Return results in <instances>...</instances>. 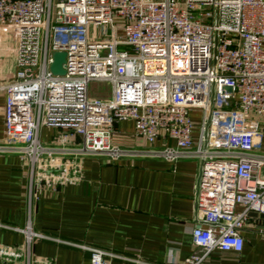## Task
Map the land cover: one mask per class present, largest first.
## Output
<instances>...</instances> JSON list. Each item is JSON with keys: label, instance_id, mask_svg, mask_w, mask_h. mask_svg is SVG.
I'll use <instances>...</instances> for the list:
<instances>
[{"label": "built area", "instance_id": "built-area-1", "mask_svg": "<svg viewBox=\"0 0 264 264\" xmlns=\"http://www.w3.org/2000/svg\"><path fill=\"white\" fill-rule=\"evenodd\" d=\"M3 25L14 31L16 70L0 79V155L27 166L29 201L32 186L75 182L87 157L195 160L199 251L174 264L242 250L248 213L264 214V0H0ZM54 52L65 53L62 75L49 69ZM91 81L109 82L110 97L90 96ZM192 110L201 112L196 134ZM121 121L143 145L111 143ZM10 228L27 249L47 238L88 251L90 264H156Z\"/></svg>", "mask_w": 264, "mask_h": 264}, {"label": "crops", "instance_id": "crops-1", "mask_svg": "<svg viewBox=\"0 0 264 264\" xmlns=\"http://www.w3.org/2000/svg\"><path fill=\"white\" fill-rule=\"evenodd\" d=\"M13 33L10 25L0 28V79L16 70ZM5 103L0 93V139ZM50 133L42 128L41 141L47 142ZM110 140L122 147L144 144L132 121L116 124ZM261 143L264 148V138ZM197 171L198 163L190 159L87 157L75 182L54 189L32 186L29 201L27 166L17 156L0 155V224L6 226L0 227V264H90L88 251L47 238L33 237L27 249L25 235L10 227L145 262H180L199 251L190 236ZM242 236L240 252L214 250L202 264H264V220L250 218ZM109 264L132 263L112 259Z\"/></svg>", "mask_w": 264, "mask_h": 264}, {"label": "rangeland", "instance_id": "rangeland-1", "mask_svg": "<svg viewBox=\"0 0 264 264\" xmlns=\"http://www.w3.org/2000/svg\"><path fill=\"white\" fill-rule=\"evenodd\" d=\"M99 29L101 28L98 26L89 27L90 35L94 34L93 30H96V33H98ZM110 92H111V85L109 82L91 81L88 84V93L92 97H97L99 99L105 100L110 97ZM189 117L191 122L193 123V132L196 134L199 126V122L201 120V112L198 110H192L189 114ZM43 137L45 138V133L42 135V138Z\"/></svg>", "mask_w": 264, "mask_h": 264}, {"label": "water", "instance_id": "water-1", "mask_svg": "<svg viewBox=\"0 0 264 264\" xmlns=\"http://www.w3.org/2000/svg\"><path fill=\"white\" fill-rule=\"evenodd\" d=\"M65 61V53L64 52H54L52 54V62L49 66V69L51 73L55 75H62L64 74V69L62 67L63 63ZM226 90H230V88H226ZM248 216L250 218L257 219L258 222H261L264 220V214H257L255 212H249Z\"/></svg>", "mask_w": 264, "mask_h": 264}]
</instances>
